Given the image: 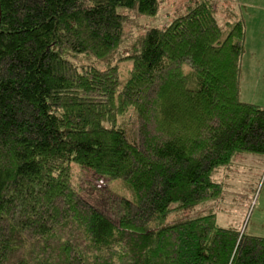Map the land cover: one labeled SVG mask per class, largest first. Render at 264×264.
Listing matches in <instances>:
<instances>
[{
	"label": "trees",
	"instance_id": "1",
	"mask_svg": "<svg viewBox=\"0 0 264 264\" xmlns=\"http://www.w3.org/2000/svg\"><path fill=\"white\" fill-rule=\"evenodd\" d=\"M214 2L149 29L122 86L119 9L154 17L159 0H0V264H264V238L214 213L167 223L220 198L236 156H264V107L240 99L245 24ZM74 165L129 189L118 222Z\"/></svg>",
	"mask_w": 264,
	"mask_h": 264
},
{
	"label": "rangeland",
	"instance_id": "2",
	"mask_svg": "<svg viewBox=\"0 0 264 264\" xmlns=\"http://www.w3.org/2000/svg\"><path fill=\"white\" fill-rule=\"evenodd\" d=\"M203 1L206 0H159V11L154 17H139L135 12L119 9V13L127 19L126 36L119 53H116L109 64L121 69L122 86L129 80L131 62L128 59L135 54L146 32L151 28L165 29L174 19L186 14L190 5ZM214 1L218 5L216 17L219 21L225 18L221 11L224 12L227 7L230 10L237 8V4L232 0ZM252 20L254 23L257 18L254 17ZM258 31L259 29L254 28L250 32V45L253 51H246L242 60L243 86L240 99L244 103L260 107V33ZM79 60V66L93 65L104 68L105 65L93 60L87 61L82 58ZM74 62L77 63L76 60ZM125 122L128 132L133 133L137 126L135 114L129 112ZM238 156L229 168L219 169L213 175V180L224 187L220 198L191 209L174 211L168 216L167 223L174 224L211 212L216 215L217 225L220 228L264 238V156L241 154L240 159ZM71 173L82 197L118 222L122 213L121 199L132 198L125 184L121 181L101 179L93 172L75 165Z\"/></svg>",
	"mask_w": 264,
	"mask_h": 264
},
{
	"label": "crops",
	"instance_id": "3",
	"mask_svg": "<svg viewBox=\"0 0 264 264\" xmlns=\"http://www.w3.org/2000/svg\"><path fill=\"white\" fill-rule=\"evenodd\" d=\"M224 1V0H218ZM237 6L238 15L243 20L246 28L245 34V53L246 51H253L251 47L250 32L254 28L259 29L260 33V107H264V0H232ZM257 18V21L253 23V18ZM244 58V57H243ZM243 79L241 80V91L242 93ZM240 155L238 159H240ZM263 160V159H262ZM219 183V182H218Z\"/></svg>",
	"mask_w": 264,
	"mask_h": 264
}]
</instances>
